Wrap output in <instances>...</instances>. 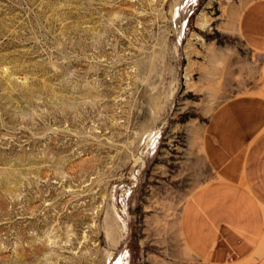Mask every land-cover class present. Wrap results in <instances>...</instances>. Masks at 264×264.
Listing matches in <instances>:
<instances>
[{"label": "rangeland", "instance_id": "374dc122", "mask_svg": "<svg viewBox=\"0 0 264 264\" xmlns=\"http://www.w3.org/2000/svg\"><path fill=\"white\" fill-rule=\"evenodd\" d=\"M256 1L0 0V264H200L182 219L212 116L263 87Z\"/></svg>", "mask_w": 264, "mask_h": 264}, {"label": "crops", "instance_id": "0c3cea01", "mask_svg": "<svg viewBox=\"0 0 264 264\" xmlns=\"http://www.w3.org/2000/svg\"><path fill=\"white\" fill-rule=\"evenodd\" d=\"M239 36L264 55V0L244 9ZM212 173L187 203L185 243L200 264H264V84L220 107L203 136Z\"/></svg>", "mask_w": 264, "mask_h": 264}, {"label": "bare ground", "instance_id": "6f19581e", "mask_svg": "<svg viewBox=\"0 0 264 264\" xmlns=\"http://www.w3.org/2000/svg\"><path fill=\"white\" fill-rule=\"evenodd\" d=\"M175 16H176V17H175L176 20H177L178 17H180V16H179V11H177V12L175 13ZM204 26H205V25H204Z\"/></svg>", "mask_w": 264, "mask_h": 264}]
</instances>
